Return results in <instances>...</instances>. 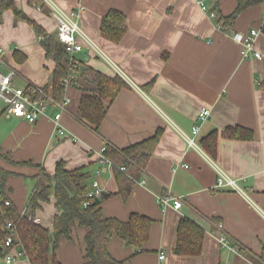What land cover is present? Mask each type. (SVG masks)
Masks as SVG:
<instances>
[{"label":"crops","instance_id":"crops-1","mask_svg":"<svg viewBox=\"0 0 264 264\" xmlns=\"http://www.w3.org/2000/svg\"><path fill=\"white\" fill-rule=\"evenodd\" d=\"M11 1L55 37L56 20L49 8L38 0ZM51 1L64 12L81 8L79 28L100 52L84 48L75 54L81 66L109 78L119 76L126 86L109 104L97 129L78 116L82 92L68 87L64 96L70 102L60 121L63 137L57 135L50 118L28 124L7 116L5 107H0V170L8 173L3 195L22 212L34 189L32 177L39 171L27 163L53 174L56 163L63 161L69 171L82 168L88 173V191L97 182L103 195H112L100 206L104 217L126 222L131 214H139L151 220L141 253L116 237L109 240L108 252L121 264H264V218L255 209L264 213V58L243 60L241 47L229 36L256 30L255 48L264 55V0L242 12L228 32L217 28V19L231 14L237 0H218L214 19L195 0ZM111 10L125 17L126 32L119 42L104 38L100 31ZM0 20V48L22 84L50 85L54 64L43 65L47 58L35 43L31 24L9 9ZM203 109L210 114L201 122L197 116ZM194 126L199 127L195 136L199 152L235 180L244 195L215 187L214 167L189 148L181 135L189 136ZM236 126L251 130L254 139L220 137L226 128ZM212 132L219 136L210 156L201 141ZM158 133L152 156L128 197L115 195L118 186L113 173L100 164L102 149L123 150ZM168 193L182 199L179 210L158 203L157 197ZM55 214L51 198L37 216L50 229ZM183 218L203 230L197 257L174 252L177 226ZM218 225L229 248L218 242ZM84 235V229L73 228L70 239L60 240L58 264L83 262ZM161 252L164 259L159 261ZM10 254L15 256L10 264H30L16 250ZM0 264H6L3 256Z\"/></svg>","mask_w":264,"mask_h":264},{"label":"trees","instance_id":"trees-1","mask_svg":"<svg viewBox=\"0 0 264 264\" xmlns=\"http://www.w3.org/2000/svg\"><path fill=\"white\" fill-rule=\"evenodd\" d=\"M29 1L36 3L37 0ZM261 1L237 0L231 14L217 19L216 25L219 26V30L230 31L242 12L260 4ZM38 2L48 8L43 0ZM217 3L218 0H211L210 10L216 12ZM8 9L17 18L31 24L45 52V57L51 59L54 64L51 83L42 89L50 92L52 98L59 102L65 95L63 81L69 80V87L75 86L82 92L78 110L79 118L88 121L97 129L106 116L109 104L126 86L125 82L119 76L109 78L88 67L83 68L74 56L71 59L65 46L59 43L56 37L48 35L41 26L27 18L11 0H1L0 16ZM100 31L104 38L119 42L126 32L124 15L113 10L109 11L102 20ZM262 32L264 33V27ZM159 136V133L155 134L152 138L123 150H116L110 146L104 148L102 155L113 165L111 172L118 186L115 195H119L124 200L128 197L135 184L134 181L138 180L152 156ZM218 136L217 132H212L201 141L203 149L210 156H213L215 152ZM220 137L251 141L254 139V133L249 129L236 126L226 128L220 133ZM27 165L39 170L38 174L32 177L35 185L26 203L27 214L38 217V211L43 205L50 203L51 198L56 214L50 229L42 226L41 222L39 225L32 224L26 216H21L10 200L3 195L8 173L0 170V197L1 200L10 202L9 206L3 207L0 212V256L4 257L9 249H14L21 253L30 264H58L56 250L59 242L62 239H70L73 228L85 230L84 255L81 264H121L108 252L107 245L112 237L124 241L137 253L143 252V245L149 238L151 220L139 214H131L126 222L104 217L100 206L106 198L112 196L110 194H102L94 199L89 207H84L86 198L83 195L88 191L86 186L88 173L84 169L69 171L65 168V163L59 161L55 165L53 174H48L41 167L30 163ZM120 168H123V171ZM8 223L15 226L13 232L7 229ZM7 236H12L13 240L11 248L5 249L1 244ZM202 239L203 230L200 227L188 219H180L177 226L175 254L199 256ZM240 253L243 252L240 251Z\"/></svg>","mask_w":264,"mask_h":264},{"label":"built area","instance_id":"built-area-1","mask_svg":"<svg viewBox=\"0 0 264 264\" xmlns=\"http://www.w3.org/2000/svg\"><path fill=\"white\" fill-rule=\"evenodd\" d=\"M43 1L50 9L52 15L56 20V40L65 46L66 51L70 55L71 59L75 54L80 53L84 48L100 53L97 46L79 28L78 20L81 8L72 10L70 12H64L51 0ZM208 1L209 0H195L200 10L205 12L209 18L214 19L216 17V12L210 10L209 6L207 5ZM217 28L219 29V26H217ZM229 36L234 44L241 47V56L243 60H260L264 58V55L258 52L255 48V41L258 36V32L256 30H250L248 34L231 32L229 33ZM107 62L110 64L108 60ZM17 77H19L18 72L14 68H11L7 63L6 51L0 48V99L5 104V114L13 118L24 120L28 124H34L37 122V120L44 117L50 118L57 135L59 137H63L65 135V132L62 125L60 124V121L62 114L67 112V107L70 102L69 98L67 96H64L62 100L58 102L52 98L50 92H46L41 87H37L29 83H27L23 87H18L15 84V80ZM63 84L66 90L70 85V81L65 80L63 81ZM50 110H54L51 115L49 112ZM209 114V110L203 109L200 111L197 118L198 120L203 122L209 117ZM198 128L199 127L194 126L189 136L181 134L187 146L196 150L197 152H199L200 150L194 138L198 133ZM103 151L104 149H102L99 156L100 164H103L107 168L111 169L113 165L103 157ZM203 157L208 160L209 164L211 163L216 171L217 179L215 187L217 189H230L241 195H244L235 180L229 178L213 162H211L209 158L205 156ZM120 170L123 171V168H120ZM96 174L99 175L100 172L98 171L96 172ZM101 195L102 190L99 187L98 183L93 182V184L91 185V190L85 192V194L83 195L86 198L83 206L89 207L92 204L93 200L99 198ZM157 201L158 203L162 204V206H171L173 210L176 211L179 210L183 205L182 199L180 197L172 195L171 193H168L165 196H158ZM9 204L10 202L8 200L0 199V212L3 207L9 206ZM255 209L264 218V213L257 207ZM20 215L26 216L27 220L32 224H40V219L38 217H32L31 215L27 214L26 206L24 210L20 212ZM6 227L11 232L15 230V226L11 223H8ZM217 231L220 232L217 236L220 245L229 248L228 238L223 233L222 225L217 226ZM12 240V236H7L1 244L2 247L5 249L11 248ZM12 250L14 249H9L4 256L6 264H10L15 259V256L10 254ZM19 256H22V254L18 252V257ZM163 259L164 253L161 252L158 255V260L162 261Z\"/></svg>","mask_w":264,"mask_h":264},{"label":"rangeland","instance_id":"rangeland-1","mask_svg":"<svg viewBox=\"0 0 264 264\" xmlns=\"http://www.w3.org/2000/svg\"><path fill=\"white\" fill-rule=\"evenodd\" d=\"M209 4H211V0H209L208 2H207V5H209ZM2 14V13H1ZM0 24H1V20H0ZM34 36H35V43L36 44H38V46H40L39 45V43H38V41H39V38L37 37V34L35 33V31H34ZM11 46H13V44H11ZM8 59H9V62H12L13 64H14V62L12 61V59H11V57H10V55L8 54ZM49 61H47V59H43V62H44V66H46V63L48 64V63H51L52 62V60L51 59H48ZM15 83H16V85L18 86V87H23V86H25V85H23L22 84V81L19 79V77H17L16 78V80H15ZM5 107V104H4V102L0 99V107ZM195 142H196V137H195ZM197 144V143H196ZM238 185V184H237ZM239 186V185H238ZM58 247H59V245H58ZM57 250H58V248H57ZM57 250H56V252H57Z\"/></svg>","mask_w":264,"mask_h":264}]
</instances>
